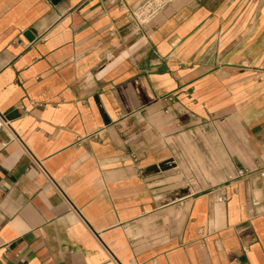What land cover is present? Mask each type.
I'll return each mask as SVG.
<instances>
[{
	"label": "crops",
	"instance_id": "1",
	"mask_svg": "<svg viewBox=\"0 0 264 264\" xmlns=\"http://www.w3.org/2000/svg\"><path fill=\"white\" fill-rule=\"evenodd\" d=\"M122 1L0 0V264H264V0Z\"/></svg>",
	"mask_w": 264,
	"mask_h": 264
},
{
	"label": "rangeland",
	"instance_id": "2",
	"mask_svg": "<svg viewBox=\"0 0 264 264\" xmlns=\"http://www.w3.org/2000/svg\"><path fill=\"white\" fill-rule=\"evenodd\" d=\"M199 148H200V151H198L196 153L195 159H193L189 153H186V157H184L182 155V158H181L184 160H188V164H190V166L188 165V167H186L184 170L187 172L189 178L191 180H193L191 183H188V186H192L193 189H198V188L203 187V186H215L214 182L221 179L224 176L223 175L224 171L227 170L225 168H219L216 166V165L220 164L221 161H220V158H217L215 156V154H216L215 152L213 153V157L211 160L212 167H210V168L209 167H203V166L199 167V165L203 164L204 160H206L204 158L203 146L201 145ZM202 178L209 179V180L213 181V183H209V184L198 183V180H200Z\"/></svg>",
	"mask_w": 264,
	"mask_h": 264
},
{
	"label": "built area",
	"instance_id": "3",
	"mask_svg": "<svg viewBox=\"0 0 264 264\" xmlns=\"http://www.w3.org/2000/svg\"><path fill=\"white\" fill-rule=\"evenodd\" d=\"M118 6L123 7L122 0H115ZM167 0H143L135 7L127 8V17L134 32L139 31L148 18Z\"/></svg>",
	"mask_w": 264,
	"mask_h": 264
},
{
	"label": "water",
	"instance_id": "4",
	"mask_svg": "<svg viewBox=\"0 0 264 264\" xmlns=\"http://www.w3.org/2000/svg\"><path fill=\"white\" fill-rule=\"evenodd\" d=\"M158 169H159L158 165H153V166L149 167L147 170L148 171H152V170L157 171Z\"/></svg>",
	"mask_w": 264,
	"mask_h": 264
}]
</instances>
